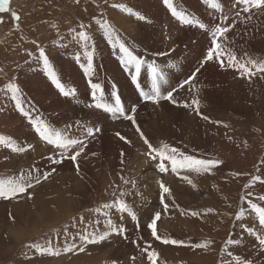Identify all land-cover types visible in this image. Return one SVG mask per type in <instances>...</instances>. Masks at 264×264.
Instances as JSON below:
<instances>
[{"label":"rangeland","instance_id":"rangeland-1","mask_svg":"<svg viewBox=\"0 0 264 264\" xmlns=\"http://www.w3.org/2000/svg\"><path fill=\"white\" fill-rule=\"evenodd\" d=\"M144 1L9 0L7 11L0 12V135L12 138L16 144L27 149L14 153L0 145V178L31 173L42 179L39 185L28 189L33 194L31 199L27 193L16 198H0V264H150L147 252H141L147 245H151L148 251L155 250L158 253L157 264H221L225 258L221 248L228 239L240 241L238 245L229 246L233 256H239L251 264H264V251L258 247L255 237L245 230L246 227L254 226V221L258 226L255 215H246L242 221L235 219L236 212L241 208L250 211L247 201L241 200V196L249 192L252 196L247 199L264 207V201L258 199L264 195V73H256L249 78L234 68H222L215 59L211 63L205 62L204 67H201L206 50L211 47L210 32L189 25L195 34L184 35L181 30L186 25L178 21L172 23L164 20V17L160 19L161 22L156 21L154 18L158 11L150 10L147 13L143 9ZM155 1L162 2L148 0L146 8ZM199 1L203 3V0ZM219 2L222 7L228 6L238 12L237 0ZM179 3L187 9L180 0ZM113 4L131 7L143 15L147 23L112 7ZM207 9L209 7L204 4L198 7V13L190 12L211 27L214 24L201 19L205 17L203 10ZM160 10L171 16L165 6ZM12 12H16L20 19H13ZM124 13L129 22L127 20L119 24L118 16ZM240 15L235 26L229 24L232 30L227 32V39L221 41L218 38V42L231 48L238 57L248 53L252 57L264 59V10L250 9L249 13L242 10ZM209 17L211 20L217 19L211 15ZM96 20H107L118 35L121 32L120 38L145 62V68L148 64H155L170 79L166 80L167 83L161 82L162 94L176 88L193 73H196L195 78L174 92L172 100L161 99L159 103L144 100L140 93L151 90L150 75L142 70L137 83L132 82L134 70L125 68L119 50L111 47ZM168 23L172 28L168 27ZM80 25H84V29ZM161 25L165 27L160 37L157 28ZM237 25L240 30L236 28ZM143 27L153 34L152 38L159 37L162 43H145V38L135 34L137 29L143 31ZM81 30L92 37L88 50L94 48L95 56L101 49L100 58L107 65L112 63L109 70H104L101 64L103 84L97 78V83L102 85L104 101L114 102L112 93L115 92L126 114L132 108L136 109L131 113L135 116V125L118 115L88 107L93 103L92 96L82 97L79 84H85L86 88H90V84L81 67V64L87 63L84 49L73 39ZM176 37L189 38L190 46L186 50L193 56V67L198 64L195 68H187L191 61H187V54L180 55L183 46ZM163 43L166 50L158 48ZM199 43L203 44L199 54L205 55L198 57L200 64L195 61ZM40 48L45 50L62 82L76 90L74 98L65 97L57 91L59 95L53 94L49 90L50 81L39 60ZM77 55L80 57L79 62L76 60ZM111 70L119 75L122 72L128 74L122 81L111 77L108 73ZM95 73L99 74V71ZM10 82L18 85L23 107L31 111L33 117L38 115L61 130L67 127L68 134L73 138L84 139L86 126L101 129L93 137L87 138V147L76 162L67 158L70 153L61 157L60 150L51 149L53 146L39 138L28 119L17 110L11 94H6V85ZM39 88L47 92L33 93ZM123 91L134 94L129 101L126 98V104L121 96ZM46 93L51 97H45ZM192 99L199 100L200 111L210 118L209 121L196 115L194 108L183 106L185 102L190 104ZM84 113L88 114L86 118H83ZM217 121L220 123H215ZM194 125L203 131L196 132ZM137 126L154 147L167 144L196 159L220 160L222 163L209 172L196 173L181 169L174 173L170 162L165 161L169 171L160 173L157 167L159 159L153 160L145 155L148 147L141 139ZM256 126L259 127L258 131ZM116 133L126 140H121ZM199 142L204 146L199 148ZM121 153L124 154V163H121ZM49 173V178L43 180L42 177ZM184 175L190 177L195 188L187 190L190 184L181 179ZM253 176H259L261 180L253 181L249 188H245L244 185L249 184ZM121 177L134 180L135 186L125 185ZM160 183L170 190L163 194L168 209H164L160 202ZM121 190L130 193L123 199L135 212L137 220L112 209L111 219L126 229L124 235L113 233L108 239L96 244L82 243V233L100 234L108 231L105 218L93 210L114 202L113 193L119 196ZM156 212H161L157 221L158 234L183 241L182 244L165 245L151 236L147 225ZM192 212L198 215L193 216ZM242 223L245 228L241 227ZM209 239L214 243L207 249L192 247L195 243ZM37 244L42 249L51 245L59 255H49L31 247ZM69 246H72V251H64ZM81 246L85 251L78 250Z\"/></svg>","mask_w":264,"mask_h":264},{"label":"snow or ice","instance_id":"snow-or-ice-1","mask_svg":"<svg viewBox=\"0 0 264 264\" xmlns=\"http://www.w3.org/2000/svg\"><path fill=\"white\" fill-rule=\"evenodd\" d=\"M8 3L9 0H0V12L7 11L6 6L8 5ZM162 3L168 9L171 16L174 17L181 25L196 26L199 29L207 30L210 32L212 37L211 47L208 48L207 54L204 57V60L201 62V67H203V64L205 62L213 61L215 59L216 61L220 62L222 68H234L238 72H240L242 76L246 75L251 78L256 73H264V59L252 57L248 53H244L242 57H238L231 48L225 46L221 42H218V38L221 41L227 39L226 33L229 31L230 27H232L231 25H226L223 23V21H226L228 19L227 16H222V22L220 24H214L209 27L205 23L188 14L179 3V0H162ZM203 3L210 9L222 11V4L219 2V0H203ZM237 3L243 6L242 10L244 13H249L250 9L264 10V0H237ZM112 7L119 8L122 12L133 15L139 20L146 19L143 15L124 4H113ZM239 15L240 12H237L236 16L239 17ZM12 16L15 20L20 19L19 15L16 12H12ZM248 18L251 19V16H249ZM96 23L99 25V28L102 30L104 37L107 39L111 47L113 49L119 50L120 60L125 68L134 70L132 71L131 75V80L134 84L137 83L138 77L141 76L142 70H145L150 75L151 90L148 92L141 91L140 93L141 97L144 100L151 101L152 103H159L161 99L172 100L174 92H178L181 88L184 87V85L189 84L195 78L196 73H193L191 77L183 81L176 88L168 91L166 94H162L160 84L161 82L167 83L164 73H162L155 64H148L145 68V62L133 53V51L131 50V46L120 38L117 31L110 25L107 20H96ZM84 27V25H80L81 29H84ZM73 39L77 41L84 49L83 55L87 60V63L81 64V67L85 76L89 80L91 88L93 103L89 104L88 107L102 109L107 113L118 115L119 117H123V119L125 120L131 121L135 125V116L131 113H134L136 109L132 108L130 112L126 114L124 108L121 106V101L115 92L112 93L114 102H105L103 99L104 94L101 84L92 81V77L95 74V69L93 66L94 48L92 50H88L90 48L89 42L91 41L92 37L85 30H81L76 33ZM79 59L80 57L79 55H77L76 60L78 62ZM39 60L42 61L45 76L48 78L51 84L55 86L60 94L65 97L74 98L76 96V90L62 82L58 73L54 70L53 65L50 63L49 58L43 48L39 49ZM253 69H255V71H253ZM198 71L199 68L196 70V72ZM8 93L11 94V98L15 102L17 110L28 119V123L38 134L39 138L42 141L46 142L48 145L53 146L55 150H60L61 157H63L65 153H70L67 158L72 160L73 162H76L77 157L80 156L81 153H84L85 148L87 147V138L93 137L95 133L101 131V129L99 128L86 126L84 127V139L73 138L68 134L67 127L61 130L50 125L38 115L33 117L31 111L23 107L21 90L16 83L10 82L6 85V94ZM173 102L175 103L176 101ZM183 106L185 108H194L196 115L201 116V118L205 121L210 120L207 115H204L200 111V102L198 99H192L190 104L188 102H185ZM215 123L220 122L217 121ZM137 131L140 132L138 126ZM116 135L121 140H126V138L120 135V133H116ZM140 135L144 144L148 147V152L145 153V155L149 156L153 160H156L157 158L159 159L157 167L160 173L169 171L168 164H166L165 161L170 162L171 171L174 173L180 171L181 169H187L188 171L196 173L209 172L212 168L222 163V161L220 160L196 159L191 155H185L182 152H178L176 148H171L167 144H162L160 147H154L142 132H140ZM0 145L7 147L14 153L25 152L27 150L25 147L16 144L12 138L6 137L4 135H0ZM73 149H75V151L71 152V150ZM123 155L124 154L121 153V163H124ZM49 159L51 160L53 158L49 157ZM53 162L55 163L60 161ZM78 168L79 166L77 164V170ZM50 175L51 173H49V175H44L42 177L43 180H47ZM121 179L123 180V183L125 185L131 184L132 186H135L134 180H127L123 177H121ZM181 179L186 180L187 183L192 185L193 188L196 187V185L191 179L188 178L187 175L182 176ZM260 180L261 177L253 176L252 181H250L249 184H245L244 187L249 188L253 181ZM41 182V176H33L31 175V173H26L16 177L0 178V198H16L19 197L20 194L27 193L28 198L31 199L33 194L31 192H28V189H31L35 185H39ZM160 188L162 190L160 202L161 204H163L164 209H168L169 205L165 203V196L163 194L169 193L170 190L163 183H160ZM129 194L130 193L121 190L119 192V196H116V192H114V202L105 203L101 205L100 208H96L93 210L97 213H100L105 218L108 231L100 234H87L86 232L82 233L80 234L82 243L96 244L108 239V237L113 233L124 235L126 229L113 223V220L111 219L112 213L110 210L115 209V211L118 213H126L134 221H136L137 217L135 215V212L128 206L125 199H123V197ZM250 196H252L251 192L247 193L246 196H241L242 201H247V207L250 211H246L244 208H241L236 212L235 219L236 221H242L246 215H255L256 220L258 221V226H256V221H254V226L252 227L245 228V225L243 223L241 224V227L245 228L246 232L249 235L255 237V240L258 242V247L262 251H264V207L259 206L257 203L252 202V200L250 199H247V197ZM258 199L260 201H264V195L259 196ZM101 209H104V211H101ZM192 215L196 216L198 215V213L192 212ZM160 216L161 212H156L150 223H148L147 225V227L151 230V236L165 245L182 244L183 241L177 239H169L158 234L157 221L160 219ZM57 235H59V233H57ZM133 243H136V241H133ZM213 243L214 241L209 239L201 243H195L192 245V247L196 249H207L211 247ZM239 243L240 241L237 239H228L224 242V246L221 248V252L225 254V258L222 259L221 264H251L250 261H245L239 256H233L232 252L229 250V246L238 245ZM31 247H35L38 251L46 252L49 255H59V252L54 251L51 245L43 249L38 244L31 245ZM150 247L151 245H147L146 248L141 249V252H147V259L148 261H150V264H157L158 253L155 250L148 251V248ZM78 250L80 252H83L85 251V248L81 246ZM64 251H72V246L66 247Z\"/></svg>","mask_w":264,"mask_h":264},{"label":"bare ground","instance_id":"bare-ground-1","mask_svg":"<svg viewBox=\"0 0 264 264\" xmlns=\"http://www.w3.org/2000/svg\"><path fill=\"white\" fill-rule=\"evenodd\" d=\"M64 1V0H63ZM140 1V0H139ZM181 1V3L183 4V6L184 7H186L187 9H185L186 10V12L188 13V14H190L191 16H193L192 15V13L190 12L191 10L192 11H194L195 13H198V7L199 6H201V5H204L203 3H201L199 0H180ZM127 2V1H126ZM125 2V3H126ZM145 2V7L143 8L147 13H149L150 12V10H151V12H154V11H158V15L154 18L156 21H159L161 18H163L164 17V20H168V21H171L172 23H175V22H177V20L174 18V17H171V16H168L165 12L163 13L161 10H160V8H162L163 9V3L162 2H159V1H155V2H153L151 5H150V7L149 8H146L147 7V5H148V0H146V1H144ZM130 3V2H129ZM132 3V2H131ZM158 5V10L156 9V6ZM135 6V5H134ZM207 7V6H206ZM237 8H238V12H240V11H242V9H243V6L242 5H240V4H237ZM189 10V11H188ZM204 12V13H203ZM203 12H202V14H204L205 15V17L204 18H202L201 17V19H205L206 21H208L209 23H211V25L212 24H220L221 22H222V20H221V18H222V16H227L228 17V19L226 20V21H223V23L224 24H227V25H229V24H231V23H235V21L240 17L241 18V15H239V17H237L236 16V11L235 10H232L231 8H229L228 6H223L222 7V11H216V10H214V9H207V10H203ZM146 15V14H145ZM213 16V17H217V19H213V20H211L210 19V17L209 16ZM117 16V15H116ZM127 15L124 13L123 15H120V16H118V18H119V24L120 23H124V22H126L127 20H128V18L126 17ZM151 16V15H150ZM152 17V16H151ZM194 17V16H193ZM113 18H115V17H113ZM153 18V17H152ZM114 20V19H113ZM117 20V19H116ZM145 23H147V21H145V20H143ZM116 22V21H115ZM128 22H129V20H128ZM132 22V21H131ZM160 22H161V20H160ZM133 23V22H132ZM162 23H163V21H162ZM116 24V23H115ZM170 23H168V27H170V28H172V25H169ZM132 25V24H131ZM136 25V24H135ZM236 24H234V26H235ZM111 26H112V24H111ZM130 26V25H129ZM163 27H165V26H159L157 29H158V31H160V33H159V35H160V37L162 36V29H163ZM120 28V27H119ZM175 27L173 26V29H174ZM238 30H240V28H239V25H237V27H236ZM146 27H143V31L142 30H136L137 32L135 33V31L133 32V33H135L137 36H139V37H142V38H145L144 39V42L145 43H148V42H152V41H157V43L159 44V43H162V40L158 37L157 38V36H154L153 38H152V33L151 32H148V31H146ZM119 30V29H118ZM121 30V29H120ZM232 30V28L229 30V31H231ZM233 30H235V28H233ZM181 31H184V35H190V34H195V32H191V30H190V27H189V25H186V27H185V29L183 30H181ZM263 31V30H262ZM261 31V32H262ZM121 33V32H120ZM120 33H119V35H120ZM101 34V33H100ZM132 34V33H131ZM227 34V33H226ZM181 35V34H180ZM137 36H136V39H137ZM191 36V35H190ZM193 36V35H192ZM121 37V36H120ZM123 37V36H122ZM138 37V38H139ZM188 37V36H187ZM186 37V38H187ZM239 37V36H238ZM141 38V39H142ZM186 38H181V37H176L175 39H177L178 40V42L183 46V48H182V50L180 51V55H182V54H187L188 55V57H187V61L188 60H190L191 61V63H189V62H187V63H189V65H188V69L189 68H195V66L196 65H198L197 63H196V65H194V67H193V64H194V59H192V57L193 56H190L189 54H190V52H188L187 53V48L190 46V40H189V38L188 39H186ZM205 38V37H204ZM203 38V39H204ZM99 39V38H98ZM139 40V39H138ZM138 40H137V42H138ZM205 40V39H204ZM143 42V41H142ZM204 43V42H203ZM233 43V42H232ZM207 44V43H206ZM205 44V45H206ZM210 44V43H209ZM234 44V43H233ZM237 44V43H236ZM208 45V44H207ZM157 46V45H156ZM164 43H163V45L162 44H160V47H158V48H161V49H164ZM168 46H170V45H168ZM198 48H199V52L197 53V55L195 56L196 57V60L195 61H197L198 63L200 62V61H198V57L199 56H202V54L200 55L199 53H200V47L201 46H203V44H201V43H199L198 45ZM207 47V46H206ZM169 48V47H168ZM237 48V47H236ZM139 49H143V48H140L139 47ZM139 49H137V50H139ZM150 50H151V48H149ZM135 50V49H134ZM164 50H166V49H164ZM236 50H238L239 51V49H235V51ZM101 49H100V53L98 54V55H95L94 56V60H93V62H94V69H95V71L96 70H98L99 71V74H97V73H95L94 74V76L92 77V79H93V82H99V81H97V78H100V82L103 84V82H102V78H103V75H102V73H101V64H103V67H104V70H106V69H108L109 70V67H110V65L112 64V63H109L108 65L106 64V61H104L103 59H101L100 58V56H101ZM207 51V50H206ZM159 52H161L160 50H159ZM202 53V52H201ZM203 56H205V55H203ZM202 56V57H203ZM194 57V58H195ZM98 58H99V61L97 62V60H98ZM202 59V58H201ZM181 61V60H180ZM184 61V60H183ZM159 62V61H158ZM162 63V62H161ZM174 63V62H173ZM176 63V62H175ZM183 63V62H182ZM209 63H211L210 61H209ZM114 64V63H113ZM200 64V63H199ZM162 65H163V63H162ZM187 65V64H186ZM206 65H208L209 66V64H206ZM107 66H108V68H107ZM114 67V66H113ZM112 67V68H113ZM203 67H204V65H203ZM118 68V67H117ZM200 68V67H199ZM118 69H120V68H118ZM204 69V68H203ZM202 69V70H203ZM208 69V68H207ZM232 69V68H231ZM116 70V69H115ZM235 70V69H234ZM232 71V70H231ZM201 72V71H200ZM199 72V73H200ZM203 72V71H202ZM108 73L110 74V76L111 77H116V79H121L122 81H124L125 80V78L126 77H124V76H126L127 74H128V72H126V74H124V72H122V75H119V73H114V72H112V70H111V72H109L108 71ZM225 73V72H224ZM39 76V75H38ZM95 76H96V78H95ZM166 78V80L168 81V80H170L168 77H165ZM95 79V80H94ZM198 81V80H197ZM80 85V92H81V94H82V97L85 99L86 97H90L91 96V90H90V88H86L85 87V84H83V83H81V84H79ZM102 86V85H101ZM49 90L50 91H52V93L53 94H57V95H59L57 92H59L56 88H55V86L54 85H52L51 84V82H50V85H49ZM90 90V91H89ZM37 91H42L43 93H45V92H47V90H45V91H43L41 88H39V89H37L36 91H33V93H35V92H37ZM57 91V92H56ZM130 95V97H128ZM46 96H48V97H51L50 96V94L49 93H46V95H45V97ZM121 96H123V98H124V100H123V102H124V104H126V102H127V100L129 101V99L131 98V97H133L134 96V94L133 93H129L128 91H123V92H121ZM45 97H43V98H45ZM136 97V96H135ZM126 98H127V100H126ZM33 99H34V101H37V99L35 98V97H33ZM37 103H38V101H37ZM231 103V102H230ZM235 104V103H234ZM237 104V103H236ZM39 106H41L40 104H38ZM144 106H146V105H144ZM87 109V108H86ZM88 116V114L87 113H84L83 114V118H86ZM191 121V120H190ZM206 123V122H205ZM208 124V123H207ZM210 124V123H209ZM212 125V124H211ZM211 125H209V126H211ZM121 126V125H120ZM214 128V127H213ZM106 129H108V128H106ZM187 129V128H186ZM194 129H195V131L196 132H198V133H200V132H202L203 130H200L199 128H197L195 125H194ZM197 129H198V131H197ZM115 130V129H114ZM157 130V129H156ZM199 130H200V132H199ZM207 131V130H206ZM189 132V131H188ZM191 133V132H190ZM197 133V134H198ZM211 133V132H210ZM204 134H205V136H208L207 135V133H205L204 132ZM158 136V135H157ZM215 137V136H214ZM216 138H217V136H216ZM212 140V139H211ZM213 141V140H212ZM215 142V141H214ZM187 143V142H186ZM193 143H194V140H193ZM192 143V144H193ZM197 143V142H196ZM204 143V142H203ZM188 144V143H187ZM186 144V145H187ZM210 144V143H209ZM203 144H202V142H199V148L200 147H203L202 146ZM190 147V146H189ZM207 147V146H206ZM196 148V147H195ZM51 149H54V148H51ZM201 151V150H200ZM207 153V152H206ZM202 155V154H201ZM206 157V156H205ZM198 158V157H197ZM202 158H203V155H202ZM154 165V164H153ZM155 166V165H154ZM219 168H221V167H219ZM218 168V169H219ZM215 170V169H214ZM185 173H186V171H185ZM217 173V172H216ZM188 176V175H187ZM190 178V177H189ZM187 185V184H186ZM178 186V185H177ZM191 188H192V185H190V186H188L187 187V190H191ZM182 189L183 190H185V187H182ZM186 194H187V192H186ZM187 196V195H186Z\"/></svg>","mask_w":264,"mask_h":264},{"label":"crops","instance_id":"crops-1","mask_svg":"<svg viewBox=\"0 0 264 264\" xmlns=\"http://www.w3.org/2000/svg\"><path fill=\"white\" fill-rule=\"evenodd\" d=\"M255 128L257 129V131L259 130V127L256 126ZM26 141H27V140H26Z\"/></svg>","mask_w":264,"mask_h":264}]
</instances>
